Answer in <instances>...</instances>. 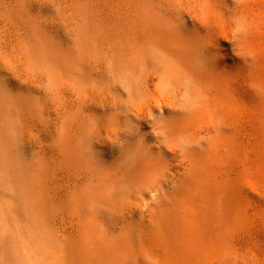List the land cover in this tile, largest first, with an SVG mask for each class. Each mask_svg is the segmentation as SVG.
I'll use <instances>...</instances> for the list:
<instances>
[{
    "label": "bare ground",
    "instance_id": "obj_1",
    "mask_svg": "<svg viewBox=\"0 0 264 264\" xmlns=\"http://www.w3.org/2000/svg\"><path fill=\"white\" fill-rule=\"evenodd\" d=\"M239 1L86 3L70 47L43 0H0V263L228 264L201 251L237 203Z\"/></svg>",
    "mask_w": 264,
    "mask_h": 264
},
{
    "label": "rangeland",
    "instance_id": "obj_2",
    "mask_svg": "<svg viewBox=\"0 0 264 264\" xmlns=\"http://www.w3.org/2000/svg\"><path fill=\"white\" fill-rule=\"evenodd\" d=\"M86 3L94 5L95 9L88 8L93 10L90 12L95 10L94 18L110 14L104 0H43L45 11L57 19L60 33L70 40V47L79 33L81 19L90 14ZM2 6L0 23L7 20L6 6ZM232 12L230 23L223 25V30L229 32L222 39H228L223 43L225 78L240 94L234 121L239 153L231 178L238 190L237 203L226 217L224 249L212 256L208 247L207 254L204 249L201 254L206 263L216 262L213 260L223 254L228 264H264V0H241Z\"/></svg>",
    "mask_w": 264,
    "mask_h": 264
}]
</instances>
